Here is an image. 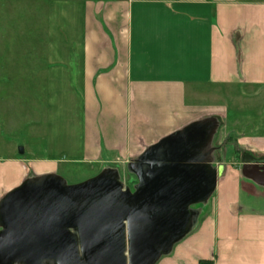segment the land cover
<instances>
[{
	"label": "crops",
	"instance_id": "obj_1",
	"mask_svg": "<svg viewBox=\"0 0 264 264\" xmlns=\"http://www.w3.org/2000/svg\"><path fill=\"white\" fill-rule=\"evenodd\" d=\"M0 90L13 91L0 104V201L68 165L127 177L162 138L226 121V172L157 264H264V185L246 173L264 163V0H0Z\"/></svg>",
	"mask_w": 264,
	"mask_h": 264
},
{
	"label": "water",
	"instance_id": "obj_2",
	"mask_svg": "<svg viewBox=\"0 0 264 264\" xmlns=\"http://www.w3.org/2000/svg\"><path fill=\"white\" fill-rule=\"evenodd\" d=\"M218 126L208 117L148 147L127 166L133 186L112 168L73 185L59 174L26 179L0 201V264H157L217 189ZM250 169L264 185V165Z\"/></svg>",
	"mask_w": 264,
	"mask_h": 264
},
{
	"label": "rangeland",
	"instance_id": "obj_3",
	"mask_svg": "<svg viewBox=\"0 0 264 264\" xmlns=\"http://www.w3.org/2000/svg\"><path fill=\"white\" fill-rule=\"evenodd\" d=\"M12 92L13 91H11V90H0V104L2 102L3 103L8 102V101L10 102L9 98L11 96H13ZM26 93H27V91H25V90H19V95H20L19 101L20 102H25ZM227 102H228L227 106H228V115H229V123H230L231 121H233L234 117L237 116L238 112H237L235 104L230 103L229 100ZM231 102H233V101H231ZM20 111H21V109H20ZM260 111L259 110H257L256 112H254V110L253 111H251V110L245 111L244 116H253L256 114L255 116H253V117H256L257 113ZM263 114H264V109H263ZM1 116H3V113L0 111V124H1V119H2ZM23 116H25V115H23ZM258 118L260 119V114L258 115ZM217 120L219 121L218 132L216 134V137L214 139V143L212 145V146L218 148L214 152V162H213L214 167H217L218 166L217 164H219V163L222 164V163L227 162L228 159H227V154H226V148L229 146H231L233 148V144H234V139L230 136V135H232V132H230L229 128L225 127V125H227L226 121L222 122L218 118H217ZM25 123H26V121L20 120L19 126L20 127L25 126ZM232 129H233V127H232ZM243 130L249 131L250 129L249 128L247 129L246 127H244ZM233 151H235V148L233 150L232 149L230 150V155L232 156V160L235 157V153H233ZM256 165L262 166V165H264V163H256L254 166H256ZM67 167H68V174L69 175H67L68 177L67 176L66 177L63 176V177L68 181L69 184H72V185L84 182V181L96 176V175H94V176L91 175L92 171L90 169L88 170V167H86L87 169L84 168V165H79V166L78 165H68ZM220 169H221V167H220ZM124 172H126L128 174V176L127 177L124 176L122 178L123 180H125L128 183L134 181V178L132 175H130L127 171L122 170L123 174H124ZM225 172H226V169L223 171L221 170L220 178L224 176ZM250 172H252V171H250ZM254 182L256 184H259L256 181H254ZM198 207L202 210L203 205H200Z\"/></svg>",
	"mask_w": 264,
	"mask_h": 264
}]
</instances>
